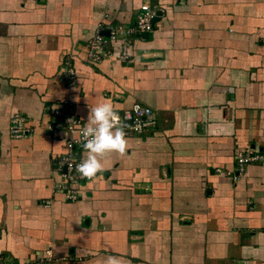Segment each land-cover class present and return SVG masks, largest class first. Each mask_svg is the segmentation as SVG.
Wrapping results in <instances>:
<instances>
[{
	"label": "crops",
	"instance_id": "0c3cea01",
	"mask_svg": "<svg viewBox=\"0 0 264 264\" xmlns=\"http://www.w3.org/2000/svg\"><path fill=\"white\" fill-rule=\"evenodd\" d=\"M145 1L158 15L132 37V62L107 44L90 63L98 26H132ZM105 101L152 109L156 128L125 137L77 201L51 195L64 152L52 110L71 105L86 126ZM15 114L30 137H10ZM248 148L264 154V0H0L1 264L47 250L41 264H264V165L231 176Z\"/></svg>",
	"mask_w": 264,
	"mask_h": 264
},
{
	"label": "built area",
	"instance_id": "2783aa9c",
	"mask_svg": "<svg viewBox=\"0 0 264 264\" xmlns=\"http://www.w3.org/2000/svg\"><path fill=\"white\" fill-rule=\"evenodd\" d=\"M157 10L145 1L138 9L135 21L132 26L110 27L108 36L104 37L100 34L103 29L98 26L97 34L91 43L86 47V56L90 63L99 64L105 58L110 56V52L106 51L107 44L117 45L118 51L115 58L121 63H131L130 46L132 37L152 31L154 21L157 16ZM61 81L72 85L75 82V73L70 67H64L61 73ZM65 104V103H64ZM66 105V104H65ZM61 106L52 110L51 121L47 126L48 132L54 138H64V152L56 161V169L60 173L62 182L54 186L51 195L62 194L65 201H77L80 198L78 187L80 183L91 181L83 177L77 170V166L82 163L76 157V150L83 147L84 139L82 137V129L85 127L82 121L75 115L71 105ZM120 124L125 132V137L140 135L150 132L156 128L158 123L157 113L152 109L134 105L130 110L118 114ZM58 119H62L58 122ZM33 128L30 127L26 118L22 115L15 114L11 117L9 123V135L13 139H23L30 137ZM264 165V154L254 148H248L238 153L235 157L236 173L232 174V179L237 180L243 175L245 169L250 164ZM52 199L45 204L49 206ZM51 253L45 251L43 255L38 257L35 264H41L50 261ZM1 264V263H0Z\"/></svg>",
	"mask_w": 264,
	"mask_h": 264
},
{
	"label": "clouds",
	"instance_id": "9594fccd",
	"mask_svg": "<svg viewBox=\"0 0 264 264\" xmlns=\"http://www.w3.org/2000/svg\"><path fill=\"white\" fill-rule=\"evenodd\" d=\"M83 147L87 158L77 166L79 173L91 180L102 174V160L112 153L121 156L127 150L125 132L120 124L119 115L113 110L110 101L98 104L90 111L86 126L82 129ZM106 264H121L117 257L110 256Z\"/></svg>",
	"mask_w": 264,
	"mask_h": 264
},
{
	"label": "water",
	"instance_id": "95a60500",
	"mask_svg": "<svg viewBox=\"0 0 264 264\" xmlns=\"http://www.w3.org/2000/svg\"><path fill=\"white\" fill-rule=\"evenodd\" d=\"M158 15V14H157ZM104 34L106 35V37L108 36V31L104 32ZM145 35H147V33H144ZM59 122L62 121V119H58Z\"/></svg>",
	"mask_w": 264,
	"mask_h": 264
},
{
	"label": "rangeland",
	"instance_id": "374dc122",
	"mask_svg": "<svg viewBox=\"0 0 264 264\" xmlns=\"http://www.w3.org/2000/svg\"><path fill=\"white\" fill-rule=\"evenodd\" d=\"M10 121H11V118H10V120H9V123H10ZM13 139V138H12ZM16 140H18V139H16Z\"/></svg>",
	"mask_w": 264,
	"mask_h": 264
}]
</instances>
